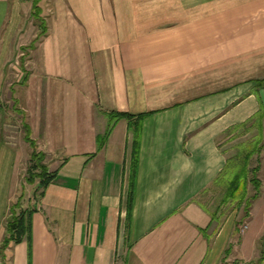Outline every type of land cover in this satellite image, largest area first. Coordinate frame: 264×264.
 Listing matches in <instances>:
<instances>
[{
    "label": "crops",
    "instance_id": "1",
    "mask_svg": "<svg viewBox=\"0 0 264 264\" xmlns=\"http://www.w3.org/2000/svg\"><path fill=\"white\" fill-rule=\"evenodd\" d=\"M33 1L0 0V94L61 163L34 200L0 109V264H264V184L246 218L198 200L264 111V0H40L28 49ZM23 190L29 239L4 247Z\"/></svg>",
    "mask_w": 264,
    "mask_h": 264
},
{
    "label": "trees",
    "instance_id": "2",
    "mask_svg": "<svg viewBox=\"0 0 264 264\" xmlns=\"http://www.w3.org/2000/svg\"><path fill=\"white\" fill-rule=\"evenodd\" d=\"M40 0L33 1L32 7V18L38 20L40 22L39 26V34L30 44L28 49L32 48L34 43L45 34V26L43 20L40 18V9L38 7ZM25 51V49H24ZM115 119L119 118H128L127 115L116 114L113 115ZM260 121H264V111H259L251 120L247 123L234 127L231 131H239L240 129H246L247 125L252 123V125H256L259 131L260 128L264 125H259ZM231 131H227L225 135L230 134ZM25 141H28L30 146L33 148V152L30 158V167L27 170V177L25 178V183L27 185H35L36 189L34 191V197L38 196L41 198L47 186L54 180L57 175V171L49 172L46 167L42 165L44 160V155L40 152H37L35 149V145L32 141H30L29 137V129L25 126ZM261 146L260 143H256L253 149H250L248 152H244L242 154H237L233 159L227 160L225 168L221 172V174L215 180V184H221L224 186V194H223V203H235L236 206L240 207L247 201V190L248 184L251 183L254 187V195L252 196L251 203L257 198L260 190V183L256 181L255 175L258 172L257 168H250L251 162L255 155L260 152ZM251 177V178H250ZM24 194H22L18 198L15 204L11 205L9 209V217L6 221V231L8 234V238L4 242V247H7L10 243L19 244L25 238L29 239L30 235V216L32 215L34 210H21L20 202L23 198ZM129 205V210H130ZM246 210H244V218L248 216L249 210L251 208V204L246 206ZM19 211L17 212V210Z\"/></svg>",
    "mask_w": 264,
    "mask_h": 264
},
{
    "label": "rangeland",
    "instance_id": "3",
    "mask_svg": "<svg viewBox=\"0 0 264 264\" xmlns=\"http://www.w3.org/2000/svg\"><path fill=\"white\" fill-rule=\"evenodd\" d=\"M32 15V14H31ZM30 20V19H29ZM33 25H37L38 27L41 25L38 20L33 19ZM45 24L43 25V27ZM39 30V29H38ZM20 52V51H19ZM25 54L27 53L24 51ZM20 54V53H18ZM18 65H20L19 61L21 58V55L18 56ZM27 57V56H26ZM25 57V58H26ZM24 58V59H25ZM12 63V62H11ZM13 68H9L8 70L13 71ZM14 75L11 74V77L7 79V82L11 83ZM3 87V93L0 94V109H2V116H1V126L4 128V132L9 134L10 136H13V144L18 146L20 149V153L22 152L24 154V182L25 178L27 177V170L30 167V157H28L29 147L25 146L23 144V140H25V117L23 115V112L21 111V105L20 103L14 104L13 95L10 92V87L7 85H4ZM2 128V129H3ZM232 138L230 140H227V136H223L219 143H221V147L224 149L227 156H230L231 159L237 156V154H242L244 152H248L250 149H253L256 143H260L261 147L260 152L254 156L250 168L254 169L257 168L258 172L255 175L256 181L260 183L261 185L264 184V126L260 128V131L256 125H252V123L247 125L246 129H240L239 131H233ZM29 143L28 141H26ZM25 146L26 150H23V148L20 147ZM30 145V144H29ZM32 149V148H31ZM61 163V159H51L50 157H45L42 162V165L46 167V169L49 172H53ZM252 169V170H253ZM251 178V177H250ZM26 184V183H25ZM224 186L221 184H214L209 190H207L205 193H203L199 197V202L210 212V213H216V214H222V216L229 215L233 210L241 208L243 217L245 215L244 210H246V206L251 203L252 196L254 195V187L251 185V183L248 184V190H247V201L240 207L236 206L235 203H223V194H224ZM260 193V190H259ZM23 194H25V191L23 190ZM259 195V194H258ZM32 197L35 199H38V196L34 197V193L32 194ZM26 210H33L32 205H25ZM251 209V208H250ZM24 210V208H23ZM243 222L246 223L244 220ZM244 224V223H243ZM245 226V225H244ZM242 226V228L244 227ZM241 228V230H242ZM240 230V231H241Z\"/></svg>",
    "mask_w": 264,
    "mask_h": 264
},
{
    "label": "built area",
    "instance_id": "4",
    "mask_svg": "<svg viewBox=\"0 0 264 264\" xmlns=\"http://www.w3.org/2000/svg\"><path fill=\"white\" fill-rule=\"evenodd\" d=\"M246 226H244L243 228H242V230H241V232H243V231H245L246 230Z\"/></svg>",
    "mask_w": 264,
    "mask_h": 264
}]
</instances>
